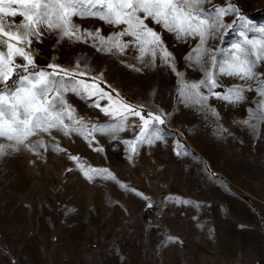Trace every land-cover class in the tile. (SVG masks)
Returning <instances> with one entry per match:
<instances>
[{"label": "rangeland", "instance_id": "obj_1", "mask_svg": "<svg viewBox=\"0 0 264 264\" xmlns=\"http://www.w3.org/2000/svg\"><path fill=\"white\" fill-rule=\"evenodd\" d=\"M212 2L220 5L226 0ZM233 2L255 26H264V14L248 15L264 11V0ZM232 19L225 17V23ZM73 22L82 29H100L104 35L120 30L97 18L74 17ZM149 26L161 31L159 26ZM253 35L259 34L249 33ZM57 39L51 33L39 43L34 41L38 65L71 67L78 56L86 55L96 72H103L107 84L127 101L150 102L154 110L171 115L164 140L142 146L131 161L121 143L132 137L130 132L121 133L120 140L97 133L91 145L77 134L41 133L30 143L58 142L66 151L39 148L32 163L30 150L20 146L0 158V264H264V123L253 134L233 122L246 117V109L258 97L248 93L247 101L235 107L210 99L220 124L228 130L218 136L212 118L178 102L177 78L159 58L155 67L137 72L126 67L137 64L135 49L112 56L85 43L68 39L57 43ZM163 39L177 70L188 80L198 79L200 73L188 68L184 59L195 41L181 43L166 32ZM237 39L230 32L221 46ZM220 43L209 40L212 47ZM257 71L264 73V64ZM221 81L225 88L239 82L230 77ZM67 100L77 116L108 122L90 106L91 101L70 93ZM177 141L187 154H176ZM0 143L8 142L0 139ZM69 155L108 169L116 180L89 181ZM136 192L150 197L153 206L148 208ZM177 199L191 203L174 202Z\"/></svg>", "mask_w": 264, "mask_h": 264}, {"label": "snow or ice", "instance_id": "obj_2", "mask_svg": "<svg viewBox=\"0 0 264 264\" xmlns=\"http://www.w3.org/2000/svg\"><path fill=\"white\" fill-rule=\"evenodd\" d=\"M227 16L233 17L230 23H225ZM16 17L22 19L16 21ZM74 17L97 18L120 30L104 35L100 29H82L73 22ZM150 24L159 26L161 31ZM165 32L181 43L195 41L184 59L188 68L200 73L198 79L188 80L184 72L177 70L175 57L164 43ZM230 32L239 39L227 47L221 46ZM51 33L57 34V43L64 39L81 42L112 56L135 49L137 64L126 67L137 72L142 67H155L159 58L177 78L178 102L212 118L218 136L228 130L220 124L219 113L209 104L210 99L235 107L247 101L248 93H254L258 99L246 109L247 116L233 122L253 134L264 123V73L257 71L264 64V26H255L233 0L220 5L212 0H0V139L8 142L0 143V158L19 151L20 146L36 155L37 148L66 151L58 142L46 144L40 139L30 143L31 137L41 133L51 136L53 131L64 136L80 135L90 145L97 133L120 140L121 133L130 132L131 138L121 140L129 161L142 146L165 138L166 120L171 114L154 110L150 102L127 101L107 84L103 72H96L86 55L78 56L71 67L58 63L38 65L32 45ZM249 33L259 35L250 37ZM216 39L220 45L209 46V40ZM222 77L239 82L225 88ZM69 93L91 101L90 106L103 113L108 122L77 116L67 100ZM52 140L56 138L53 136ZM176 154H187L180 141L176 142ZM69 159L76 162L89 181L116 180L106 168L86 165L76 155H69ZM135 194L147 201L148 208L153 206L150 197ZM174 202L191 203L179 199Z\"/></svg>", "mask_w": 264, "mask_h": 264}, {"label": "trees", "instance_id": "obj_3", "mask_svg": "<svg viewBox=\"0 0 264 264\" xmlns=\"http://www.w3.org/2000/svg\"><path fill=\"white\" fill-rule=\"evenodd\" d=\"M264 14V11H262V10H258V11H254V12H250V13H248V15L249 16H251V17H256V18H258V17H260V16H262ZM103 86V85H102ZM241 197H243L245 200H247V201H250L249 199V197L247 196V195H245V194H243V193H240L239 194Z\"/></svg>", "mask_w": 264, "mask_h": 264}, {"label": "crops", "instance_id": "obj_4", "mask_svg": "<svg viewBox=\"0 0 264 264\" xmlns=\"http://www.w3.org/2000/svg\"><path fill=\"white\" fill-rule=\"evenodd\" d=\"M13 19H15L16 21H19V20H21L22 18H20V17H16V18H13ZM40 149H42V148H40ZM36 151L39 152V148H37ZM38 156H39V155L34 154L33 151H30V152H29V158H30V160H31L32 163L36 162Z\"/></svg>", "mask_w": 264, "mask_h": 264}, {"label": "built area", "instance_id": "obj_5", "mask_svg": "<svg viewBox=\"0 0 264 264\" xmlns=\"http://www.w3.org/2000/svg\"><path fill=\"white\" fill-rule=\"evenodd\" d=\"M88 245H89V247H93V248L96 246L95 243H88Z\"/></svg>", "mask_w": 264, "mask_h": 264}]
</instances>
